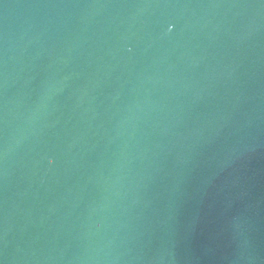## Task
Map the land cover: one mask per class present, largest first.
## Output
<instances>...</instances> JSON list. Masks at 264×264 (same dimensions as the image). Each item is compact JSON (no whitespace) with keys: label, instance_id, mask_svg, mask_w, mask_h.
<instances>
[{"label":"water","instance_id":"water-1","mask_svg":"<svg viewBox=\"0 0 264 264\" xmlns=\"http://www.w3.org/2000/svg\"><path fill=\"white\" fill-rule=\"evenodd\" d=\"M0 264H264V0H0Z\"/></svg>","mask_w":264,"mask_h":264}]
</instances>
